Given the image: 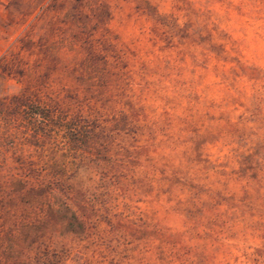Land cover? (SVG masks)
I'll return each mask as SVG.
<instances>
[{
	"label": "rangeland",
	"instance_id": "1",
	"mask_svg": "<svg viewBox=\"0 0 264 264\" xmlns=\"http://www.w3.org/2000/svg\"><path fill=\"white\" fill-rule=\"evenodd\" d=\"M0 41V264H264V0H0ZM126 70L150 116L207 113L220 134L190 165L220 189V224L185 236L183 262L160 243L183 230L165 195L129 201L91 169L67 178L71 198L48 191L68 164L58 117L94 111L90 89ZM65 202L85 235L65 228Z\"/></svg>",
	"mask_w": 264,
	"mask_h": 264
},
{
	"label": "trees",
	"instance_id": "2",
	"mask_svg": "<svg viewBox=\"0 0 264 264\" xmlns=\"http://www.w3.org/2000/svg\"><path fill=\"white\" fill-rule=\"evenodd\" d=\"M112 74L111 87L90 89L98 105L91 107L94 111L80 104L74 113L65 111L58 117L63 155L68 164L61 172L62 179L47 183L48 191L52 193L53 186L58 185L64 197L71 198L76 191L67 178L78 174L79 169H91L103 186H111L110 191L129 201H158L160 195H165L173 203L169 209L182 215L183 230L167 238L160 234V243H172L176 259L183 262L187 253L185 236L194 228L220 224V189L202 181L204 169L190 167L191 163L201 160V145L219 138L220 134L207 113L172 116L164 108L160 114L150 116L140 103L143 91L148 90L146 85L134 82L130 70ZM120 76L124 81L121 84ZM132 84L138 87L137 96ZM28 109L34 118L51 121L60 114L55 108L37 104H31ZM153 181L163 186L156 190ZM83 191L80 186L77 193ZM105 202L91 204V213L107 214ZM59 215L69 232L85 235L87 217H79L69 203H64Z\"/></svg>",
	"mask_w": 264,
	"mask_h": 264
},
{
	"label": "crops",
	"instance_id": "3",
	"mask_svg": "<svg viewBox=\"0 0 264 264\" xmlns=\"http://www.w3.org/2000/svg\"><path fill=\"white\" fill-rule=\"evenodd\" d=\"M2 47V43H1V41H0V48Z\"/></svg>",
	"mask_w": 264,
	"mask_h": 264
}]
</instances>
